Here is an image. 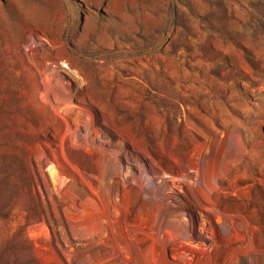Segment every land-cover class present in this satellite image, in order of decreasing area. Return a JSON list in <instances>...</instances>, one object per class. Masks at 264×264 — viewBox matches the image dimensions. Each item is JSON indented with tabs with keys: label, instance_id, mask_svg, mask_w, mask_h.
Returning a JSON list of instances; mask_svg holds the SVG:
<instances>
[{
	"label": "rangeland",
	"instance_id": "rangeland-1",
	"mask_svg": "<svg viewBox=\"0 0 264 264\" xmlns=\"http://www.w3.org/2000/svg\"><path fill=\"white\" fill-rule=\"evenodd\" d=\"M0 264H264V0H0Z\"/></svg>",
	"mask_w": 264,
	"mask_h": 264
}]
</instances>
